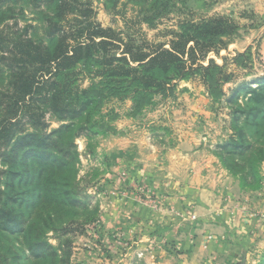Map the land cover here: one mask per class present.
<instances>
[{
	"label": "rangeland",
	"instance_id": "374dc122",
	"mask_svg": "<svg viewBox=\"0 0 264 264\" xmlns=\"http://www.w3.org/2000/svg\"><path fill=\"white\" fill-rule=\"evenodd\" d=\"M91 9L93 21L136 45L167 48L182 25L217 17L231 22L234 32L223 38L226 47L200 61L222 68L216 98L195 75L172 82L165 96L155 95L135 113L132 100L103 90L100 79L88 74L89 67L73 68L70 89L102 90L105 133L74 141L77 205L96 212L91 222L73 225L69 233L49 232V243L70 242L68 264H187L181 241L202 229L206 220L204 230L216 225L220 234L205 231L203 239L207 245L216 241L215 246L224 250L214 261L264 264V162L259 168L261 186L251 191L240 186L217 155L235 136L227 99L241 85L256 87L264 78V0H177L168 14L151 23L126 0L118 3L115 13L105 8L104 0H92ZM18 24L36 25L27 10ZM37 26L41 35L43 29ZM43 120L46 134L65 123L50 113ZM17 129L33 131L26 119ZM162 232L175 236L178 243L162 239Z\"/></svg>",
	"mask_w": 264,
	"mask_h": 264
},
{
	"label": "trees",
	"instance_id": "16d2710c",
	"mask_svg": "<svg viewBox=\"0 0 264 264\" xmlns=\"http://www.w3.org/2000/svg\"><path fill=\"white\" fill-rule=\"evenodd\" d=\"M91 1L0 0V264H68L70 242L53 246L47 234L69 233L95 215V210L77 205L74 141L105 133L102 90L70 89L75 66L89 67L90 77L100 79L103 90L115 98H130L135 113L155 95L165 96L172 82L195 75L213 98L220 94L222 68L200 61L226 47L223 38L234 32L231 22L217 17L184 24L167 48L136 45L93 21ZM120 1L104 0V6L115 13ZM176 1L126 3L138 7L151 23L168 14ZM26 10L36 25L20 28L18 20ZM257 82L256 87L241 85L227 99L235 136L217 154L240 186L251 191L261 186L264 162V78ZM45 113L65 123L46 134ZM23 119L32 132L17 129Z\"/></svg>",
	"mask_w": 264,
	"mask_h": 264
},
{
	"label": "crops",
	"instance_id": "0c3cea01",
	"mask_svg": "<svg viewBox=\"0 0 264 264\" xmlns=\"http://www.w3.org/2000/svg\"><path fill=\"white\" fill-rule=\"evenodd\" d=\"M206 223V220H202V229L196 230L197 232L193 231L187 233L184 238L185 240L181 241L186 250L185 259L187 264H202L203 262H205V264H220L219 262L214 261V259H217L223 253V248L221 246H215L216 241L207 245V241L202 237V233L205 231H207V234L210 231L220 234L218 232V227L216 225H209V230H204V227L207 226ZM160 234L162 239L168 237V239L175 240V243H178L176 237H173L168 232H162ZM189 260L190 262L188 263Z\"/></svg>",
	"mask_w": 264,
	"mask_h": 264
}]
</instances>
